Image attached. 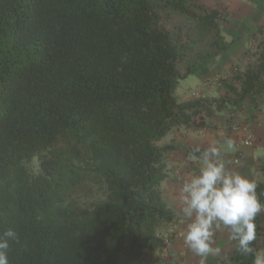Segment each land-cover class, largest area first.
Segmentation results:
<instances>
[{"label": "trees", "instance_id": "16d2710c", "mask_svg": "<svg viewBox=\"0 0 264 264\" xmlns=\"http://www.w3.org/2000/svg\"><path fill=\"white\" fill-rule=\"evenodd\" d=\"M196 1L0 0V235H19L9 264H135L163 247L174 147L159 142L227 102L174 95L207 71H182L190 43L222 48L217 10ZM173 12L190 25L172 24ZM246 74L239 89L222 83L235 103L258 77ZM257 194L264 203L263 184ZM253 259L236 245L227 264Z\"/></svg>", "mask_w": 264, "mask_h": 264}, {"label": "crops", "instance_id": "0c3cea01", "mask_svg": "<svg viewBox=\"0 0 264 264\" xmlns=\"http://www.w3.org/2000/svg\"><path fill=\"white\" fill-rule=\"evenodd\" d=\"M196 3L217 10V30L222 48L217 43L211 52H207L209 45L204 46L203 54L207 52L211 56L203 64L198 57H190V43L186 59L179 66L183 64L185 67L191 62L198 67L199 64L203 65V69H207L205 74L200 75L201 68L191 73L197 80L192 90H200L203 98L223 97L227 102L206 118L204 127L184 126L172 130L159 142L160 145L174 147L168 158L170 175L162 183V193L167 204L175 210L176 219L164 225L163 229L168 232L174 227L181 231V237L170 246V254L177 260L183 252L184 264H199L200 260L184 243L183 236L189 221L183 216L178 201L182 184L190 176L198 174L201 167L200 154L193 152L195 147H200L202 151L213 144L221 147L229 169L240 172L257 185H264V71L258 73V67L264 59V0H197ZM247 70L256 71L258 77L252 82L253 90L235 103V93L227 90L222 83L239 89L247 78ZM177 99L184 101L193 97L185 91ZM235 125H240V129H234ZM243 127L251 129L252 145L243 143L247 134ZM228 138L234 141L232 150L226 148L225 141ZM236 156L240 158L238 164L234 163ZM177 168L184 170L181 181L175 175ZM259 219L264 229V212L259 214ZM214 240L213 247H218L220 251L217 255H210L207 264L229 263L236 246V242L229 238V230H217ZM257 251H264V233L257 240ZM159 253L160 250L149 251L135 264H160Z\"/></svg>", "mask_w": 264, "mask_h": 264}, {"label": "clouds", "instance_id": "9594fccd", "mask_svg": "<svg viewBox=\"0 0 264 264\" xmlns=\"http://www.w3.org/2000/svg\"><path fill=\"white\" fill-rule=\"evenodd\" d=\"M227 150L234 148V141H225ZM199 153L201 167L198 174L187 178L178 192L183 216L189 221L183 236L185 245L207 264L210 255L219 254L213 247L217 230H229V238L236 242L241 255L254 256L253 264H264V251L254 249L257 239L256 217L264 212L257 194L255 181L238 171L228 168L225 152L215 144ZM10 241L19 242L18 233L9 228L0 235V264H9L7 250Z\"/></svg>", "mask_w": 264, "mask_h": 264}, {"label": "built area", "instance_id": "2783aa9c", "mask_svg": "<svg viewBox=\"0 0 264 264\" xmlns=\"http://www.w3.org/2000/svg\"><path fill=\"white\" fill-rule=\"evenodd\" d=\"M186 41V40H185ZM183 41V42H185ZM192 97L198 98L202 96V92L200 90H196L193 91L191 94ZM234 129H240V125H235ZM242 129L247 131L246 137L243 140V143L246 145H252L253 143V133L251 131V129L243 127ZM240 162V158L239 156H236L234 158V163L238 164ZM175 175L177 180L181 181L182 178L184 177V170H182L181 168H177L175 171ZM182 233L179 229L177 228H171L168 232L164 231V245L163 247L160 249V264H184V261L182 259L183 256V252H181L179 254V258H177V260L173 259L171 254H170V246L172 245V242H174L176 239H178L179 237H181Z\"/></svg>", "mask_w": 264, "mask_h": 264}, {"label": "rangeland", "instance_id": "374dc122", "mask_svg": "<svg viewBox=\"0 0 264 264\" xmlns=\"http://www.w3.org/2000/svg\"><path fill=\"white\" fill-rule=\"evenodd\" d=\"M191 9H194L195 11H198V9L191 4L190 5ZM170 20L172 22V24L178 25L180 27H188L190 25V20L185 17L182 14L179 13H171V17ZM186 40L185 35H183V41ZM209 37L206 40V42L200 41L199 38L196 39L195 44L192 43L191 44V48H190V57L194 58V57H198L201 52H204V50H202L204 48V46L206 47V45H208V41H209ZM189 49V48H188ZM182 70H185V67H183V64L181 65ZM196 77L194 75H189L187 78H183L180 79L175 91H174V95L176 97L180 96L183 92L188 91L190 92V95L192 94V92L194 90H192V88H194L196 86L197 80L195 79ZM192 90V91H191Z\"/></svg>", "mask_w": 264, "mask_h": 264}]
</instances>
